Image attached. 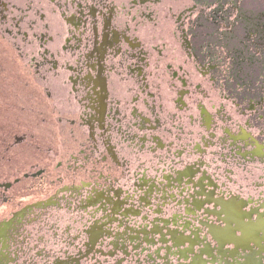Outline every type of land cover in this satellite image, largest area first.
Instances as JSON below:
<instances>
[{
  "label": "flooded vegetation",
  "instance_id": "flooded-vegetation-1",
  "mask_svg": "<svg viewBox=\"0 0 264 264\" xmlns=\"http://www.w3.org/2000/svg\"><path fill=\"white\" fill-rule=\"evenodd\" d=\"M248 7L0 0L59 101L55 139L0 182V264H264V9L257 71L233 48Z\"/></svg>",
  "mask_w": 264,
  "mask_h": 264
},
{
  "label": "rangeland",
  "instance_id": "rangeland-1",
  "mask_svg": "<svg viewBox=\"0 0 264 264\" xmlns=\"http://www.w3.org/2000/svg\"><path fill=\"white\" fill-rule=\"evenodd\" d=\"M247 3L250 11L233 30L234 53L240 64L234 67H239L242 73L257 71L259 59L253 55L254 47L245 41V26L262 29L259 11L264 9V0ZM258 42L264 43L263 30ZM25 62L21 50L0 31V182L6 180L8 169L20 167L27 154L37 153V140L49 143L55 139L58 128V110L54 107L59 106V101L49 99L37 88V79L28 74ZM3 157H11L10 166L3 165Z\"/></svg>",
  "mask_w": 264,
  "mask_h": 264
}]
</instances>
